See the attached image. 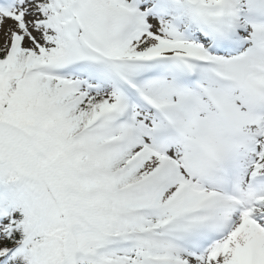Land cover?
<instances>
[{
    "label": "snow or ice",
    "instance_id": "snow-or-ice-1",
    "mask_svg": "<svg viewBox=\"0 0 264 264\" xmlns=\"http://www.w3.org/2000/svg\"><path fill=\"white\" fill-rule=\"evenodd\" d=\"M0 264H264V0H0Z\"/></svg>",
    "mask_w": 264,
    "mask_h": 264
}]
</instances>
